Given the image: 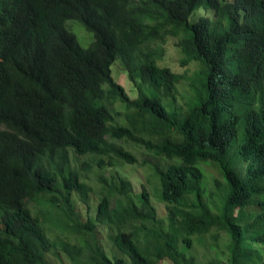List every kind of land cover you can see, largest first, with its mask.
I'll return each mask as SVG.
<instances>
[{"label":"trees","instance_id":"trees-1","mask_svg":"<svg viewBox=\"0 0 264 264\" xmlns=\"http://www.w3.org/2000/svg\"><path fill=\"white\" fill-rule=\"evenodd\" d=\"M239 10L0 0V264H55L58 251L71 264H264V0ZM69 20L93 33L88 47ZM169 38L189 75L161 64ZM128 145L157 159L164 216L120 173L138 162ZM203 161L221 172L216 190ZM95 168L111 174H96L93 208ZM208 237L215 252L201 255Z\"/></svg>","mask_w":264,"mask_h":264},{"label":"rangeland","instance_id":"rangeland-1","mask_svg":"<svg viewBox=\"0 0 264 264\" xmlns=\"http://www.w3.org/2000/svg\"><path fill=\"white\" fill-rule=\"evenodd\" d=\"M249 0H231V5L233 7V11L235 13H240V8L246 7L248 5ZM82 25V24H81ZM78 22L69 20L68 26L73 30V32L77 35V38L79 42L84 46L88 47L91 42L93 41V33L90 31H87L84 26H81ZM174 39L169 38L167 43L164 46L165 49V58L161 62V64L168 65L172 70L184 73L189 75L193 69L195 68V63H190L189 65L183 66L180 63V58L182 57L181 51L175 46ZM120 59H116V61L112 65V73L113 77L117 82H119L127 93L131 97H135L137 95L136 89L132 82L127 77V72L122 66ZM132 146V145H131ZM128 145V147L133 151V153L137 156L138 162L134 164L124 163L121 165L120 161L115 159L116 163L121 165L119 166V171L122 174V176L129 178L134 185V189L136 191L141 190V185L144 184L150 191L152 195V199L154 204L158 208V213L161 216H164L166 214V208L165 204L162 203L157 194V177L153 173L151 163L154 161H157L154 157L147 156L143 154V150L138 147H131ZM217 165V164H216ZM215 165L213 161H203L199 163V166L204 169V180L205 185H208V191L209 190H216L215 186L213 184L214 179L223 180L221 172L219 168ZM102 173L105 175V177L109 178L111 174V170H101L98 168H95L94 171L90 174L91 177L89 179V182L91 183L92 187L94 188L95 192L90 195V203L93 208H95L96 204L99 201V190L101 188V183L96 180V174ZM40 207L39 205H36L34 208V212L37 211V208ZM44 208V205H41V209ZM50 224V223H49ZM59 231V230H58ZM100 238L105 239L104 234L99 235ZM212 240L208 237L207 241L205 243L200 244V246H197V251L201 255H210L215 252V249H211ZM57 257H54V263L55 264H71V261L66 257L65 254L58 251ZM54 255H52L53 257ZM51 257V259H52ZM158 264H171L169 260H163L159 262Z\"/></svg>","mask_w":264,"mask_h":264}]
</instances>
